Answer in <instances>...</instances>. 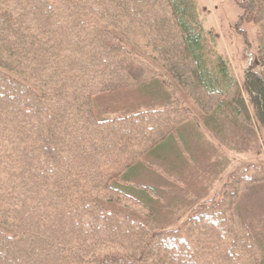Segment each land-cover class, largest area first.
<instances>
[{
    "label": "trees",
    "instance_id": "obj_1",
    "mask_svg": "<svg viewBox=\"0 0 264 264\" xmlns=\"http://www.w3.org/2000/svg\"><path fill=\"white\" fill-rule=\"evenodd\" d=\"M188 1L0 0V225L12 230H0V264H259L247 227L221 202L192 210L193 230L154 231L94 198L145 209L152 189L128 182L146 173L140 156L164 159L172 133L183 139L187 111L177 104L94 115L96 95L132 87L134 66H147L131 35L205 112L204 100L216 98L218 111L246 121L252 111L264 128V45L260 69L246 70L239 88L226 62L206 55ZM240 5L242 21H264V0ZM124 182L142 198L121 190Z\"/></svg>",
    "mask_w": 264,
    "mask_h": 264
},
{
    "label": "rangeland",
    "instance_id": "obj_2",
    "mask_svg": "<svg viewBox=\"0 0 264 264\" xmlns=\"http://www.w3.org/2000/svg\"><path fill=\"white\" fill-rule=\"evenodd\" d=\"M242 1H188L193 7L194 19L203 29L206 55L214 59L215 55L221 57L239 88H242L246 70L257 72L260 69L257 51L264 45V21L258 24L242 21ZM129 39L147 66H134L136 81L132 87L96 95L92 99L94 115L106 121L156 110L168 103L177 104L187 111L185 120L177 126L184 142L174 132L175 141L170 142L172 153L166 154L164 159L150 158L146 153L140 156L148 163L146 173L128 182L152 189L147 197H141L140 189L131 193L128 182L119 185L129 196L141 197L145 209L127 207L117 202L118 196L96 195L94 198L105 206L115 204L113 209L125 211L154 231L193 230L188 221L191 211L206 201L221 202L227 217L247 227L259 264H264V128L256 124L251 109L248 121L236 117L231 108L218 111L216 98L204 100L211 109L205 112L155 58L157 56L143 48L139 36L131 35ZM155 75L158 84L142 88L140 81ZM0 230L12 234L6 226L0 225ZM199 232L194 234L197 238Z\"/></svg>",
    "mask_w": 264,
    "mask_h": 264
},
{
    "label": "crops",
    "instance_id": "obj_3",
    "mask_svg": "<svg viewBox=\"0 0 264 264\" xmlns=\"http://www.w3.org/2000/svg\"><path fill=\"white\" fill-rule=\"evenodd\" d=\"M183 140V139H182ZM184 144V143H183Z\"/></svg>",
    "mask_w": 264,
    "mask_h": 264
}]
</instances>
